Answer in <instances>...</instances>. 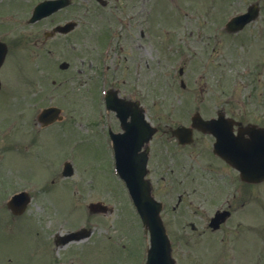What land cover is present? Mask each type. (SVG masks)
I'll list each match as a JSON object with an SVG mask.
<instances>
[{
	"label": "rangeland",
	"instance_id": "1",
	"mask_svg": "<svg viewBox=\"0 0 264 264\" xmlns=\"http://www.w3.org/2000/svg\"><path fill=\"white\" fill-rule=\"evenodd\" d=\"M38 1L0 0V36L10 45L0 71V264H144L146 236L101 137L110 121L99 112L103 94L114 88L121 96L138 99L152 123L161 114L176 121L181 113L182 121L198 106L195 95L201 94L189 91L193 81H207L202 65L196 72L199 66L195 70L194 64L203 62L211 48L193 54L194 45L207 42L197 32L207 31L210 42L218 40L215 52L225 59L220 25L258 1L264 17V0H107L104 7L93 0H74L55 22L74 20L78 28L66 40L53 39L43 47L42 32L53 23L30 27L25 22ZM62 62L67 69H59ZM180 67L186 90L179 86ZM229 89L212 88L215 99L241 97L240 89ZM47 106L61 109L62 119L43 128L36 118ZM65 161L73 167L69 178L60 174ZM179 181L172 197L156 195L166 204L163 214L175 244L173 257L177 264H211L218 252L213 245L209 258L205 254L208 235L182 233L181 226L189 231L186 225L192 221L201 231L209 216L190 203L191 180L181 175ZM22 190L32 200L14 225L5 200ZM182 192L185 203L176 207ZM90 203L110 210L89 213ZM79 227L89 229L90 237L61 247L54 244L56 236ZM176 234L186 236L196 251L179 247Z\"/></svg>",
	"mask_w": 264,
	"mask_h": 264
},
{
	"label": "flooded vegetation",
	"instance_id": "2",
	"mask_svg": "<svg viewBox=\"0 0 264 264\" xmlns=\"http://www.w3.org/2000/svg\"><path fill=\"white\" fill-rule=\"evenodd\" d=\"M256 5L259 15L262 14L260 1ZM57 25L60 23L54 26ZM222 30L226 39L222 60L215 52L218 40L210 42L207 31L196 34L199 38L206 37L207 42L194 45L193 54L198 56L201 50H211L203 62L194 64L195 70L199 66L196 72L202 65L207 81L202 84V77L193 81L189 91L196 90L201 95H195L198 106L182 119L186 122L178 124L169 115L161 114L153 124L155 133L148 143L144 142L145 133L139 132L124 147L139 155L148 146L147 178L155 196L162 193L164 197H172L170 194L178 191L181 175L191 180L190 203L209 217L201 231H197L199 224L192 221L186 225L189 231L181 226L182 233L208 235L207 243L209 240L211 243L205 254L212 252L213 245L218 252L215 259H209L211 264H264V17L259 16L237 33L226 32L224 27ZM180 86L186 90L182 81ZM226 86L231 88L229 91L240 89L241 97L230 94L215 99L212 88L226 90ZM205 92L208 97H204ZM196 115L209 122L207 130H201L198 120L192 123ZM178 116L180 120L183 114ZM179 127L189 130L177 135ZM109 129L121 130L114 115L106 132ZM188 135L189 141L183 144ZM183 196V192L177 195L176 207L185 203ZM18 217L11 214L12 221ZM180 218L178 214L179 224ZM246 236L253 240L246 242ZM177 240L179 247L194 248L189 246L186 236L179 235Z\"/></svg>",
	"mask_w": 264,
	"mask_h": 264
},
{
	"label": "water",
	"instance_id": "3",
	"mask_svg": "<svg viewBox=\"0 0 264 264\" xmlns=\"http://www.w3.org/2000/svg\"><path fill=\"white\" fill-rule=\"evenodd\" d=\"M57 3L58 2L42 3L40 4L41 6L40 10L43 12L44 15L48 14L57 8L56 7L57 5H55ZM252 12L253 11L249 9L245 17L247 16L248 18L252 17L251 14ZM240 24L241 23H239L237 26H242L244 22L241 25ZM4 55H5L4 46L0 45V66L3 62ZM106 105L108 109L110 108L112 110H115L117 111L118 114L119 112H121V109L125 107L128 108V112H130V109L131 112H133V107H134V105L130 103L117 99L115 94L113 93H109L106 96ZM57 113H58L57 109L45 110L43 111V114L41 116L42 117L41 121H43L45 124L53 122L57 118ZM128 114L130 113H125V115H123L122 113V115L125 117ZM135 168L136 169L129 170V165L127 163L126 156L124 159H122L120 163H118L117 166L118 173L126 183V186L134 202V205L142 218L143 224L145 225V227H148L150 232V248L147 251L146 264H174L173 260L170 257L169 243L167 241L164 228L159 218L160 205L152 199V197L150 196L149 185L145 180H143V177L145 175L144 163H141L140 166H136ZM66 169L69 170V167ZM28 202L29 199L26 196V194H20L15 196L10 201L8 206L14 213L20 214L24 211ZM89 209L91 211H99L105 208L99 207V205L91 204L89 206ZM83 236H85L84 232H79V233L71 234L59 240L60 242L66 243L70 240L79 239Z\"/></svg>",
	"mask_w": 264,
	"mask_h": 264
}]
</instances>
